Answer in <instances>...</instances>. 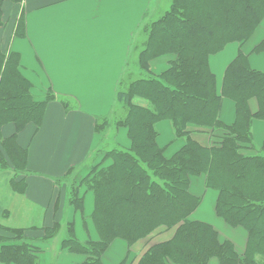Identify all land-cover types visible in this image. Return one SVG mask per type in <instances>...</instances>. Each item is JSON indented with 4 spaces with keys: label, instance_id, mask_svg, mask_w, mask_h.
<instances>
[{
    "label": "trees",
    "instance_id": "16d2710c",
    "mask_svg": "<svg viewBox=\"0 0 264 264\" xmlns=\"http://www.w3.org/2000/svg\"><path fill=\"white\" fill-rule=\"evenodd\" d=\"M263 19L264 0H173L169 11L151 25L139 54L140 67L149 77L117 93L127 109L117 124L127 128L131 146L107 152L82 182L94 196L91 219L99 239L79 241L74 223H69L68 237L62 241L63 249L85 257L79 264H105L104 254L114 240L130 247L162 226L176 227L173 238L150 246L139 264H208L212 258L221 264H257V256L264 257V145L258 154L242 153L252 145L253 120H264V72L251 68L240 51L218 93L210 66L212 55L231 42H247ZM255 50H264V41ZM163 55L174 59L165 72L155 75L149 63ZM225 98L236 104V118L229 125L221 120ZM53 99L50 92L43 100L35 98L18 53L0 54V170H27L28 150L18 144L17 136L30 123L39 128ZM252 99L259 105L255 114L249 107ZM107 120L98 119V132L108 126ZM164 120L172 122L178 138H185L170 156L158 143L156 125ZM9 124L15 131L5 137L3 128ZM189 125L208 128L217 138L203 146L191 137ZM200 176L207 188L219 192L217 215L248 231L243 256L231 241H222L212 225L190 219L202 201L190 190L192 178ZM21 181L25 193L26 178ZM10 185L21 193L19 184ZM71 203L83 213L80 192ZM8 215L9 208L0 205V218ZM0 229V264H38L40 248L26 231L42 228L0 224ZM59 229V224L45 229L44 237H54Z\"/></svg>",
    "mask_w": 264,
    "mask_h": 264
},
{
    "label": "crops",
    "instance_id": "0c3cea01",
    "mask_svg": "<svg viewBox=\"0 0 264 264\" xmlns=\"http://www.w3.org/2000/svg\"><path fill=\"white\" fill-rule=\"evenodd\" d=\"M156 1L3 0L0 54H19L22 73L32 83L37 100L45 99L48 92L55 97L48 102L39 128L30 123L17 136L18 144L28 150L27 170L23 174L26 178L24 197L33 206V212L26 213L19 223L12 222V217L7 220L11 227L42 228L26 231V236L40 248L38 264H79L84 261H80L83 257L79 254L61 248L62 243L55 249L51 241L57 234L49 239L44 237L45 229L56 224L61 227L65 216L67 227L74 223L79 241L99 239L93 221V225L88 220L82 223L80 218V214L83 219L92 214L94 201L89 194L82 193L83 213L76 211L66 203L65 186L54 180L66 178L71 170L91 159L106 141L110 143L104 133L97 131L98 119L114 115L120 85L129 80L136 39L143 33L146 22L159 14ZM263 41L264 19L247 42H231L210 57L218 93L222 91L229 64L240 51L248 56L251 68L264 72V50H255ZM173 59L172 55L152 59L151 72L155 75L165 72ZM139 78L133 76L129 81ZM249 105L251 113L255 114L259 109L257 100L252 99ZM235 118L236 104L225 98L221 120L229 125ZM156 127L160 146L173 147L172 152H175L185 143V138L176 136L171 121H160ZM188 130L203 146H209L217 138L208 128L189 125ZM14 131L12 124L3 128L5 137ZM251 132L252 145L242 150L245 155H255L253 152L257 150L261 152L264 120L254 119ZM115 134V146L130 148L126 127H119ZM2 176L7 180L5 173ZM200 177L198 180L192 178L191 193L201 197L202 201L190 219L212 225L220 239L231 241L236 252L243 256L247 250L248 231L241 226L229 225L217 215L219 192L207 188L205 177ZM175 232L176 227L162 226L130 247L126 241L116 239L105 252L103 261L107 264L105 256L109 252V264H139L150 246L169 241ZM257 260V264H264V257L257 256ZM208 264L221 263L212 258Z\"/></svg>",
    "mask_w": 264,
    "mask_h": 264
},
{
    "label": "rangeland",
    "instance_id": "374dc122",
    "mask_svg": "<svg viewBox=\"0 0 264 264\" xmlns=\"http://www.w3.org/2000/svg\"><path fill=\"white\" fill-rule=\"evenodd\" d=\"M173 0H157L156 4L157 7L159 9V14L157 17H155L153 20L151 21H147L146 25L144 27V31L143 33L141 32L138 36V38L136 39L137 41L134 44V48H133V52H132V56L130 59V72H129V80L133 79L134 77H142V78H147L149 77V72L144 71L141 67H140V63H139V54L141 53V51L145 48V44L147 42L148 39V35H149V31L151 28V25L159 20L163 15H165V13H167L171 7ZM150 64V63H149ZM144 71L141 72V71ZM140 72L142 73L140 75ZM139 78V79H140ZM122 83L120 86V90H124L127 91L129 89V86L132 82L134 81H129ZM127 113V109L126 107H124L122 104H120V102L116 103L115 106V111H114V115H112L110 118H107L109 121L108 122V126L104 127L103 131L101 132L102 134H105L106 139L110 140L106 141V143H104V145L100 148V150L95 153L91 159H89L88 161H86L85 163L81 164L80 166L76 167L74 170H71L69 172V174L67 175L66 178H62L60 179H55L54 181H56L58 184L61 183L63 186H65V195L64 198L66 197V203L72 205L71 202H73V200L75 199V193L77 195H82V193H86L89 194V197L91 198L92 202L94 201V196L93 193L91 191H87V187L85 186V184H82V182L85 180V178H89L92 176L91 172H92V168L97 164L102 162L104 155L113 150V149H118V150H126L125 148L121 147V146H115L116 143L114 142L115 136H116V129L118 130V128L120 126H118V120L120 118H124L125 115ZM175 143V142H174ZM129 149V148H128ZM167 155L170 156L173 152L172 149L173 147H168L167 148ZM247 149V148H245ZM243 149V150H245ZM248 151V150H246ZM252 151V149L250 150ZM260 152V150L258 151H254V154H258ZM110 163V160H105L103 165H108ZM2 173H5L7 176V180H5V178H2ZM24 172H14L13 169L9 168L7 169V171H3L0 170V205L2 207H9V215L7 218H0V224L2 226H8V221L11 219L12 217V222L14 221L15 223H19L22 222L23 217L26 213H30L32 214L33 212V206L28 203L24 197V182L21 181V179L24 178ZM198 179H201V177H195ZM193 180H196L193 178ZM11 182L19 184L21 187L20 191L21 193H14L11 189ZM77 189V191H76ZM12 194V195H11ZM93 204V203H92ZM73 206V205H72ZM94 207V206H92ZM74 208V207H72ZM12 209V210H11ZM14 216V218H13ZM80 218L82 220V223L85 222L86 220H88L91 224H92V219L91 216L86 217L83 219V216L80 214ZM8 220V221H7ZM62 226L60 227L59 231L57 232L56 237L54 238L55 240L51 241V244L53 247L57 246H61L62 241L68 237V227H67V218L66 216L61 220ZM93 225V224H92ZM1 232V229H0ZM9 234V233H8ZM62 248V247H61ZM60 248V249H61ZM109 252L107 253V255L105 256V262L107 264H109V256H108ZM81 257H83V259H80V261H83L85 259L84 256L80 255ZM80 256H78V258H81ZM119 254L115 257V261L118 260L119 258Z\"/></svg>",
    "mask_w": 264,
    "mask_h": 264
}]
</instances>
